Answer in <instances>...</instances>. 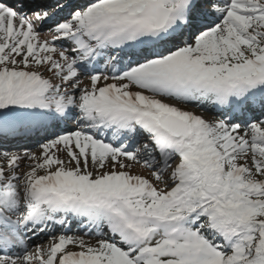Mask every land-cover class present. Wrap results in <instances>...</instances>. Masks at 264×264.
Masks as SVG:
<instances>
[{"label":"snow or ice","instance_id":"1","mask_svg":"<svg viewBox=\"0 0 264 264\" xmlns=\"http://www.w3.org/2000/svg\"><path fill=\"white\" fill-rule=\"evenodd\" d=\"M0 264H264V0H0Z\"/></svg>","mask_w":264,"mask_h":264},{"label":"rangeland","instance_id":"2","mask_svg":"<svg viewBox=\"0 0 264 264\" xmlns=\"http://www.w3.org/2000/svg\"><path fill=\"white\" fill-rule=\"evenodd\" d=\"M167 102H170V103H174V102H172V101H167ZM175 104V103H174ZM180 106H182L183 107V105H180ZM194 109V108H193ZM196 110H198L201 114L200 115H202V116H204L205 118H207V119H213L215 116H213V114H211V113H209V112H204V111H202V110H199V109H196ZM133 172L134 173H136V174H142V175H145L146 177H148L149 179H153L152 177H151V175H150V170H148V169H146V168H143L142 166H140V165H137V166H135V168L133 169ZM155 182V181H154ZM86 237V236H85ZM92 242H93V240H92ZM94 242H95V240H94ZM93 242V243H94Z\"/></svg>","mask_w":264,"mask_h":264}]
</instances>
